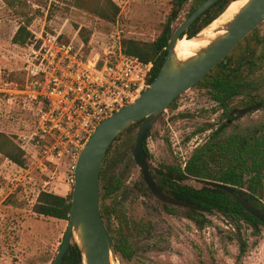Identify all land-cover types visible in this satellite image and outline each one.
<instances>
[{
	"label": "rangeland",
	"instance_id": "rangeland-1",
	"mask_svg": "<svg viewBox=\"0 0 264 264\" xmlns=\"http://www.w3.org/2000/svg\"><path fill=\"white\" fill-rule=\"evenodd\" d=\"M115 1L121 6V14L117 22L110 23L77 7L75 0H0V131L16 135L28 155L27 166L21 167L0 153V264L54 261L69 221L39 215L34 206L41 191L67 195L73 190L76 163L71 155L50 161L45 144L35 141L41 103L32 97L33 87H28L24 70L27 44H17L13 37L22 24H29L32 33L43 30L62 33L67 40L84 43L86 53L104 54L114 49L120 38L154 40L173 8L172 0ZM194 4L195 0L185 2L174 28L187 19ZM263 48H256L257 56ZM241 51L240 45L236 52ZM261 63L252 77L261 83L260 94L264 97V61ZM232 105L242 108V97L236 98ZM223 122L222 108L206 88L195 86L181 95L176 106L161 115L148 139L152 153L149 160L156 180L162 165L184 164ZM208 123L214 126L207 128ZM245 124L260 125L263 130L264 109L237 118L220 137L232 134L243 137ZM205 127L206 130H200ZM136 133L137 130L126 133L114 145L113 152L119 149L120 154L110 173L120 175L124 188L106 200L108 206L117 208L120 216L112 219L113 227L119 229L121 223L124 225L122 230L129 236L136 256L130 261L114 256L113 264H264V225L256 233L252 225L242 222L238 228L214 212L206 214L208 222L200 228L187 217L186 209L176 207L175 212H170L165 208L148 189L133 154V162L121 159L128 155L126 144ZM261 133L264 137V132ZM186 183L202 186L196 179H187ZM261 198L264 202V192ZM241 241L248 244L242 256Z\"/></svg>",
	"mask_w": 264,
	"mask_h": 264
},
{
	"label": "trees",
	"instance_id": "trees-1",
	"mask_svg": "<svg viewBox=\"0 0 264 264\" xmlns=\"http://www.w3.org/2000/svg\"><path fill=\"white\" fill-rule=\"evenodd\" d=\"M186 1L172 0V11L167 21L162 25L160 34L154 40L145 41L127 37L121 38V47L124 53L139 57L144 62L154 63L149 77V83L155 80L164 64L168 54L170 39L176 29L173 27V23L177 18L178 11L182 9ZM204 1L195 0L190 14ZM232 1L234 0L217 1L191 25L186 35L188 37L197 36L204 28L213 23ZM75 5L95 13L110 23L117 22L121 14V6L115 0H75ZM83 30H81V33L84 32ZM32 36L33 33L29 29V24H22L14 35L13 41L17 44L26 45ZM245 42L248 45H253L251 49L256 51L258 47L255 44L259 42L256 30L244 40ZM244 43L242 42L232 51L233 61L230 60L228 63L222 61L196 85L206 88L207 91H209L211 85L214 86V91H212L213 97L219 101L220 107L224 109V122L221 124L224 128L228 126L227 119L231 118V112L236 108L231 105L236 98L242 97L243 106L246 103H253L257 100L264 102V97L260 94L261 83L255 81V77H252L255 69H247L242 66L236 67V63L246 53ZM240 45L243 46V51L237 54L236 50ZM260 54L256 59L261 65V60L264 61V48ZM177 100L170 107H175ZM142 123L143 120L135 123L114 141L108 150L101 174V212L107 229L114 241L115 254L129 261L135 258L136 251L130 243L129 236L122 230L124 225L121 223L119 229L113 227L112 219L114 217H119L120 219V216L118 215L117 208L115 206H108L106 200L124 188V183L120 175L110 173L112 166L118 160V154H120L119 149L113 152L114 145L126 133L137 130L134 139L126 144V154L128 155L126 158L121 157L122 160L133 162L131 153L133 152V147L137 141V135ZM212 126L213 124L211 123L206 125L207 128ZM221 126L216 131L212 130L206 143L197 147L192 156L184 164L162 165L157 172V183L168 194L200 206L204 210L186 209L187 217L194 221L200 228L208 222V218L206 217L207 213L212 214L218 212L237 224L238 228L244 222L252 225L254 232L259 233L261 231V225L264 224L256 216L247 211L233 194L207 185L195 187L186 183L187 179H196L213 180L232 185L235 187L237 194L243 195L246 200L264 213V202L261 198L264 192V149L257 150V148H261L264 145V138H258L257 141L260 142L250 147L244 143L245 139L240 135L232 134L221 138V134L225 131ZM206 127L200 130H206ZM151 130L152 128L149 130L144 141L145 152L149 159L152 158V153L148 147ZM34 138L35 141L40 143L45 144L46 142L40 136H34ZM0 153L21 167L27 166V151L20 145L16 135L0 131ZM103 180H105L104 183ZM72 196L73 190L67 195L41 191L34 206V211L39 215L69 221ZM165 208L170 212L177 210L176 207H170V205L166 204ZM126 222V225L129 226V222ZM240 249V256H242L248 249L246 241H241ZM64 264H84L82 253L76 243L72 244L65 255Z\"/></svg>",
	"mask_w": 264,
	"mask_h": 264
},
{
	"label": "water",
	"instance_id": "water-1",
	"mask_svg": "<svg viewBox=\"0 0 264 264\" xmlns=\"http://www.w3.org/2000/svg\"><path fill=\"white\" fill-rule=\"evenodd\" d=\"M217 1L219 0H205L176 27L169 42L168 54L155 80L133 103L102 120L87 140L75 165L69 227L51 264H64L65 255L73 243L78 245L84 264H113V257L117 255L101 212V174L111 145L124 131L139 121L143 120V123L132 153L152 194L165 204L204 211L200 206L168 194L159 186L152 173L144 141L149 130L174 101L203 80L244 38L264 22V0H248L232 19L218 29L222 33L216 35L193 56L179 58L176 51L179 40L187 36L186 32L191 25ZM261 106L262 103H258L241 109L238 116L258 110ZM197 181L233 194L247 211L264 224V213L243 195L237 194L234 186L213 180Z\"/></svg>",
	"mask_w": 264,
	"mask_h": 264
},
{
	"label": "built area",
	"instance_id": "built-area-1",
	"mask_svg": "<svg viewBox=\"0 0 264 264\" xmlns=\"http://www.w3.org/2000/svg\"><path fill=\"white\" fill-rule=\"evenodd\" d=\"M27 47L28 87L41 103L34 136L45 139L52 162L64 155L77 162L98 124L150 85L154 63L124 53L121 38L114 49L93 54L83 51L84 43L43 30L33 33Z\"/></svg>",
	"mask_w": 264,
	"mask_h": 264
},
{
	"label": "flooded vegetation",
	"instance_id": "flooded-vegetation-1",
	"mask_svg": "<svg viewBox=\"0 0 264 264\" xmlns=\"http://www.w3.org/2000/svg\"><path fill=\"white\" fill-rule=\"evenodd\" d=\"M254 30H256V35H257V38H258V43H256L255 44V46H257V47H261V46H264V22L262 23V24H260L257 28H255ZM253 30V31H254ZM252 31V32H253ZM251 32V33H252ZM250 33V34H251ZM249 34V35H250ZM248 35V36H249ZM247 36V37H248ZM246 37V38H247ZM246 38H244L239 44H241L242 42L244 43V40L246 39ZM238 44V45H239ZM237 45V46H238ZM236 46V47H237ZM251 46H253V45H248L247 44V42H245L244 43V48H245V55L242 57V58H240L239 59V61L236 63V67H245V68H247V69H255V71H256V69H258L259 67H260V62H258V60L256 59V57H257V54H256V51H254V50H252L251 48ZM235 47V48H236ZM234 48V49H235ZM233 49V50H234ZM232 50V51H233ZM232 51L226 56V58L224 59V60H222V61H224L225 63H228V62H230V60L231 61H233V56H232ZM246 60V62H243V61H245ZM221 61V62H222ZM220 62V63H221ZM219 63V64H220ZM218 64V65H219ZM217 65V66H218ZM216 66V67H217ZM258 67V68H257ZM214 70V69H213ZM212 72V71H211ZM210 72V73H211ZM212 91H214V86L213 85H211V87H210V89H209V91H208V94H209V96L213 99V101H215L216 102V105L218 106V107H220V103H219V101H217V100H215L214 99V97H213V93H212ZM258 103H262V106H261V108H259L258 110H260V109H264V102L262 101V100H257V101H254L253 103H246V105L245 106H243L242 108H234L233 109V111L231 112V118H228L227 119V123H228V126L226 127V128H224V127H222L221 125H219V126H221L224 130H226V129H228L229 127H231L232 126V123H234L235 122V120L238 118V119H240V118H243V117H245L246 115H248L249 113H254L255 111H258V110H252V111H250L249 113H247V114H245V115H243V116H238L239 115V110H241V109H247V108H250V107H252V106H255L256 104H258ZM232 105V104H231ZM222 111H223V113H224V109H222ZM211 124H214V123H211ZM223 124V123H222ZM245 125H247V124H245ZM256 125V124H255ZM214 126V125H213ZM218 126V127H219ZM218 127H217V129H218ZM244 127H246V131H245V133H244V136H243V138L245 139V141H244V143L245 144H248V146H250V147H252L253 145H255L256 143H259L260 141H257L258 140V138H264V137H261V135H262V133L261 132H264V128H263V130H261V128H260V125H256L255 127H251V125H247V126H244ZM257 127V128H256ZM256 128V129H255ZM260 130V131H259ZM257 131H259V132H257ZM264 149V145L261 147V148H257V150H263ZM156 179V178H155ZM157 181V180H156ZM149 188V187H148ZM151 191V190H150ZM163 203V202H162ZM163 204H165V203H163ZM167 205H169V204H167ZM170 206H173V205H170ZM175 207V206H174ZM107 226V225H106ZM120 256V255H119Z\"/></svg>",
	"mask_w": 264,
	"mask_h": 264
},
{
	"label": "bare ground",
	"instance_id": "bare-ground-1",
	"mask_svg": "<svg viewBox=\"0 0 264 264\" xmlns=\"http://www.w3.org/2000/svg\"><path fill=\"white\" fill-rule=\"evenodd\" d=\"M247 1L248 0L233 1L229 7L227 6L228 8L222 15H220L208 27L204 28L197 36H185L179 40L176 47L179 58L186 59L193 56L200 48L206 46L216 35L222 33V31H218V29L224 23L232 19Z\"/></svg>",
	"mask_w": 264,
	"mask_h": 264
}]
</instances>
